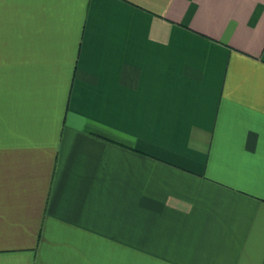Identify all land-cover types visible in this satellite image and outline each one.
<instances>
[{
    "label": "crops",
    "instance_id": "obj_1",
    "mask_svg": "<svg viewBox=\"0 0 264 264\" xmlns=\"http://www.w3.org/2000/svg\"><path fill=\"white\" fill-rule=\"evenodd\" d=\"M0 264H264V0H0Z\"/></svg>",
    "mask_w": 264,
    "mask_h": 264
}]
</instances>
